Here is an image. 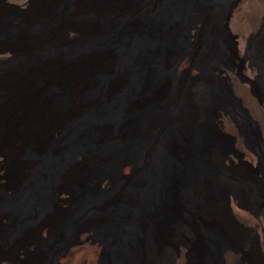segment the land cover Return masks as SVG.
I'll use <instances>...</instances> for the list:
<instances>
[{"label": "bare ground", "instance_id": "obj_1", "mask_svg": "<svg viewBox=\"0 0 264 264\" xmlns=\"http://www.w3.org/2000/svg\"><path fill=\"white\" fill-rule=\"evenodd\" d=\"M8 1L0 158L14 162L0 190V264L20 252L25 264H100L102 236L106 264H248L234 216L259 228L264 251V215L240 199L264 189L228 166L237 150L220 129L243 107L216 81H181L220 8L248 56L264 0H10L23 12ZM248 109L264 139L252 84Z\"/></svg>", "mask_w": 264, "mask_h": 264}, {"label": "rangeland", "instance_id": "obj_2", "mask_svg": "<svg viewBox=\"0 0 264 264\" xmlns=\"http://www.w3.org/2000/svg\"><path fill=\"white\" fill-rule=\"evenodd\" d=\"M142 1L144 4L142 8L145 9V5H149L152 0ZM8 4H11L10 0ZM11 6L17 8V11H26L25 8H22V5L17 7L19 5L16 3H12ZM219 11H221V15H210L207 19L209 27L202 35L203 40L196 44V40L193 38L195 49L189 56L194 66L193 73L188 76H182L181 81H183L185 86L189 84L192 88L202 82L206 84L207 80L216 81V84L224 92L232 91L236 99L240 101L243 109L233 107L229 110L228 120L232 129L227 128L224 120L220 119V129L227 140L234 142L238 155L237 157L231 155L233 163H228V166L233 167L237 174L248 177V180H253L258 184V187L264 189V147L261 142V140L264 142V139L262 131H258L256 127V124H258L257 120L254 119L248 109L249 84L254 86L264 103V35H255L251 43V53L248 56H239V38L226 28V21L222 17V8ZM71 36V39L76 38L73 33H71ZM6 62L7 60L1 59L0 65L6 64ZM257 67L261 73L255 77ZM248 152L256 156L255 163L248 159ZM12 162H14L12 159L0 158V190L8 184L7 177L12 171ZM127 174H129V171ZM240 199L244 203L247 213L251 212L252 216L254 214L264 215V198L257 196L248 189V193H242ZM234 218L240 227V239L242 240V245L236 252L237 259L248 264H264V251L259 247L260 245L257 246L259 236H261L259 228L254 224L248 223V220L237 216H234ZM3 222L0 220V225ZM48 236L45 233L43 234V238L46 240ZM88 236L93 238L92 234H88ZM102 237L101 241H103L104 245L98 242L92 246V243L88 242H90V246L99 247L97 249L103 250L100 264H106V257L110 253V247L106 237ZM35 252V250L32 251L33 254ZM63 259L61 258L59 263ZM26 260L24 253L20 252L2 264H25ZM195 263V259L192 257L187 260V264Z\"/></svg>", "mask_w": 264, "mask_h": 264}]
</instances>
